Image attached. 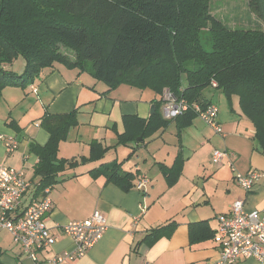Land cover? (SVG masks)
Returning a JSON list of instances; mask_svg holds the SVG:
<instances>
[{
    "label": "crops",
    "instance_id": "1",
    "mask_svg": "<svg viewBox=\"0 0 264 264\" xmlns=\"http://www.w3.org/2000/svg\"><path fill=\"white\" fill-rule=\"evenodd\" d=\"M24 66L25 61L21 69L11 71L21 73ZM97 81L88 71L58 63L52 72L42 74L22 88L36 96L33 106L37 114L29 119L14 110L19 102H25V97L18 92L14 99L11 95L15 92L9 89L21 87L7 86L0 96V163L22 170L30 184L20 198L21 208L41 197L36 191L39 178L33 171L38 158L29 151V143H46L49 135L39 125L45 112L77 111L78 125L60 142L59 158L79 162L81 156H88L92 141L108 147L101 159L78 163L60 172L58 181L50 187L51 208L46 222L58 238L50 247L38 252V261L73 252V240L64 236L60 227L69 221L87 219L94 210H99L105 217L103 236L83 256L66 264L214 263L219 257L215 234L218 219L228 214L232 202L243 200L246 211L258 210L264 215V150L258 149L254 127L240 112L237 96H232L230 108L222 94L226 110L222 108L220 96L214 99L205 96L218 107L216 121L222 128L221 133H216L198 116L181 129L173 118L171 122L177 130L175 145L162 138L171 122L144 141L138 137L128 144H117V134L123 131L122 117L134 114L148 118L149 108L154 106L156 98L148 94L141 99L134 87L132 97L117 98L112 95V89L103 94L106 86ZM122 87L127 89V86ZM7 141L13 142V149L7 148ZM215 148L233 154L230 157L233 169L226 160L219 165L211 162ZM178 153L183 159L181 173L175 183L168 186L159 163L171 165ZM112 162L120 163V170L136 174L130 188H121L110 181L107 174L89 173L102 163ZM250 171H258L261 176L246 191L234 175ZM142 178L146 183L138 190L135 184ZM169 223L171 225L151 246L142 242L149 230ZM0 264H37V261L26 256L9 231L0 228ZM236 264H264V260L248 258Z\"/></svg>",
    "mask_w": 264,
    "mask_h": 264
},
{
    "label": "trees",
    "instance_id": "2",
    "mask_svg": "<svg viewBox=\"0 0 264 264\" xmlns=\"http://www.w3.org/2000/svg\"><path fill=\"white\" fill-rule=\"evenodd\" d=\"M247 6L260 28L229 27L212 12L210 0H0V94L7 86L28 87L58 63L88 71L105 84L103 94L120 83L150 88L159 96L154 113L122 117L117 144H128L138 137L144 141L171 122L160 113L165 88L189 105L174 119L181 129L197 116L194 104H211L202 91L212 86L230 108L237 96L240 112L264 150V0H247ZM18 57L25 61L22 72L7 70ZM39 125L49 135L43 145L29 143L38 158L33 171L39 194L66 168L101 159L108 149L92 141L88 156L79 162L58 157L60 142L78 125L76 110L45 112ZM119 165L102 163L89 173L107 174L121 188H130L136 174ZM182 165L180 153L169 166L159 163L168 186ZM170 225L152 228L142 242L151 246Z\"/></svg>",
    "mask_w": 264,
    "mask_h": 264
},
{
    "label": "built area",
    "instance_id": "3",
    "mask_svg": "<svg viewBox=\"0 0 264 264\" xmlns=\"http://www.w3.org/2000/svg\"><path fill=\"white\" fill-rule=\"evenodd\" d=\"M188 108L185 99L177 98L169 89H164L161 106L163 118L173 119ZM193 108L197 116L216 133L222 132L216 121V105L201 108L194 104ZM12 143L7 141L5 145L13 149ZM232 155L227 150L215 148L211 153V162L219 165L226 160V164L233 169ZM260 176V172L250 171L245 174L237 172L234 178L243 189L249 191ZM145 183L146 180L142 178L135 186L142 190ZM29 186L22 170L0 163V228L9 231L26 256L37 261V264H66L75 257L83 256L103 236L105 217L99 210H94L89 218L69 221L60 227L61 233L73 240V252L64 256L55 254L38 261V252L50 247L58 237L46 222V214L51 208L49 187L44 189L35 203L20 207V198ZM215 234L219 243V257L212 264H236L248 258L264 260V215L258 210L246 211L243 200L232 202L228 214L219 217Z\"/></svg>",
    "mask_w": 264,
    "mask_h": 264
},
{
    "label": "rangeland",
    "instance_id": "4",
    "mask_svg": "<svg viewBox=\"0 0 264 264\" xmlns=\"http://www.w3.org/2000/svg\"><path fill=\"white\" fill-rule=\"evenodd\" d=\"M210 5H211L212 12L215 14V16L222 20H225L227 24L229 25V27L231 28L233 27L244 28V29L260 28V21L253 13L249 11L248 6H247V0H210ZM203 46L206 50L211 49L210 43L203 42ZM14 61H13L14 64L12 63L10 65H7L8 67L7 70H11L14 68L21 69L20 67H22L24 64V59L22 57H18L17 60L15 62ZM97 82L103 84V82L101 81H97ZM122 86H127V89H123ZM133 87L135 90H138V92L141 94V99L147 98L148 94H150L153 98L154 96L155 98L159 97L150 88H139V87L131 86L126 83L118 84L116 87L112 89L111 93H113L112 95L117 98H119L120 96L121 97H132L135 94V90L131 89ZM23 89L22 88L20 89L11 88L9 90L15 92L14 95H11L12 98L14 99H16L17 97L16 94L18 92H20L22 96L25 97V102L24 101L19 102V104L15 106L14 110L16 111L15 113L20 112L22 115L25 116V119H29L30 117H33L37 114V111L33 106V101L36 99V96L33 95L31 92L30 93L25 92ZM202 93L204 96L211 97L212 99H214L217 96H220L222 98V108L225 110L227 109L226 104L224 102V97L222 96V93L220 90L215 89L212 86H207L203 88ZM233 97L236 98L235 96ZM30 105H31V108H29ZM150 108H149V112H150ZM176 132L177 130H176L175 124L171 122L170 125L166 127L165 132L162 135V138L164 139V141L169 142L172 145L173 144L175 145L177 144ZM121 146L122 145H120V147Z\"/></svg>",
    "mask_w": 264,
    "mask_h": 264
},
{
    "label": "water",
    "instance_id": "5",
    "mask_svg": "<svg viewBox=\"0 0 264 264\" xmlns=\"http://www.w3.org/2000/svg\"><path fill=\"white\" fill-rule=\"evenodd\" d=\"M154 113V106H151V109H150V114H153ZM141 139V137L139 138ZM258 149H262L260 145H258Z\"/></svg>",
    "mask_w": 264,
    "mask_h": 264
}]
</instances>
